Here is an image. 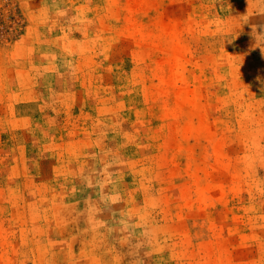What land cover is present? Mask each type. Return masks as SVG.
Wrapping results in <instances>:
<instances>
[{"label": "rangeland", "instance_id": "obj_1", "mask_svg": "<svg viewBox=\"0 0 264 264\" xmlns=\"http://www.w3.org/2000/svg\"><path fill=\"white\" fill-rule=\"evenodd\" d=\"M0 264H264V0H0Z\"/></svg>", "mask_w": 264, "mask_h": 264}]
</instances>
